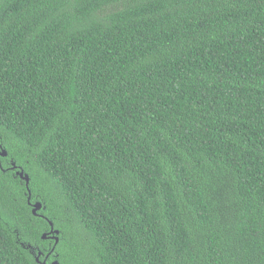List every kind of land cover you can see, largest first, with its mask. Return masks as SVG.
<instances>
[{
    "label": "trees",
    "instance_id": "1",
    "mask_svg": "<svg viewBox=\"0 0 264 264\" xmlns=\"http://www.w3.org/2000/svg\"><path fill=\"white\" fill-rule=\"evenodd\" d=\"M0 146V264H264V0H0Z\"/></svg>",
    "mask_w": 264,
    "mask_h": 264
},
{
    "label": "water",
    "instance_id": "2",
    "mask_svg": "<svg viewBox=\"0 0 264 264\" xmlns=\"http://www.w3.org/2000/svg\"><path fill=\"white\" fill-rule=\"evenodd\" d=\"M7 155V152L5 149H3L1 146H0V156L4 157ZM16 166L14 164H12L11 168H15ZM16 175H18L23 181H25V185H26V188H27V193H28V203L31 205L32 207V213L34 215L37 214V212L43 207V204L42 202L40 201H35L33 203H31L30 201V196H31V192H30V189H29V182H30V177L27 173H25L21 168L18 169L16 171ZM49 225H50V231L48 233H44L42 235V238H46L47 237V234H50V238H52L54 240V243H56L59 239L58 237V234H59V231L57 229H54L53 228V225H52V222L50 221L49 222ZM54 247L55 245L52 247V250H54ZM37 261H38V258H37ZM46 262L45 261H42L40 262V264H45ZM50 264H58V260L57 259H54Z\"/></svg>",
    "mask_w": 264,
    "mask_h": 264
},
{
    "label": "flooded vegetation",
    "instance_id": "3",
    "mask_svg": "<svg viewBox=\"0 0 264 264\" xmlns=\"http://www.w3.org/2000/svg\"><path fill=\"white\" fill-rule=\"evenodd\" d=\"M32 208V207H31ZM50 234H48L47 235V238L49 239V240H51V241H53L51 238H50ZM20 243V245H21V247H22V240L19 242ZM52 244H53V242H52ZM52 244L50 245V249L46 252V253H44V254H42L41 255V251H39L38 252V256L39 255H41L42 257H43V259H42V261H47V259L50 257V256H54L55 255V253H53V252H51V250H52ZM38 256H36L37 258H38ZM54 260V257H52L51 259H50V261H48V264H50L52 261ZM36 261H37V259H36ZM42 261H40V262H42ZM37 262H39V261H37ZM39 262V263H40ZM46 264V263H45Z\"/></svg>",
    "mask_w": 264,
    "mask_h": 264
},
{
    "label": "rangeland",
    "instance_id": "4",
    "mask_svg": "<svg viewBox=\"0 0 264 264\" xmlns=\"http://www.w3.org/2000/svg\"><path fill=\"white\" fill-rule=\"evenodd\" d=\"M36 259H37V257H36ZM38 261L40 262V261H42V260H39V259H38Z\"/></svg>",
    "mask_w": 264,
    "mask_h": 264
},
{
    "label": "clouds",
    "instance_id": "5",
    "mask_svg": "<svg viewBox=\"0 0 264 264\" xmlns=\"http://www.w3.org/2000/svg\"><path fill=\"white\" fill-rule=\"evenodd\" d=\"M2 157V156H1ZM52 239V238H51Z\"/></svg>",
    "mask_w": 264,
    "mask_h": 264
}]
</instances>
